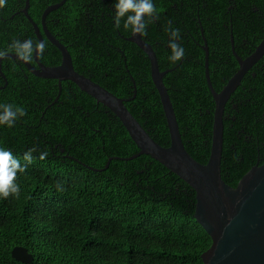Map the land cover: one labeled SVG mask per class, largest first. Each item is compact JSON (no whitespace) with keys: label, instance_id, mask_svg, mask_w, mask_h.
<instances>
[{"label":"trees","instance_id":"obj_1","mask_svg":"<svg viewBox=\"0 0 264 264\" xmlns=\"http://www.w3.org/2000/svg\"><path fill=\"white\" fill-rule=\"evenodd\" d=\"M26 1L27 15L45 37L41 16L62 0H7L0 7V51L15 55L13 41L38 42L23 13ZM153 2L157 15L142 39L154 51L159 70H171L163 84L182 142L205 165L215 104L205 78L203 39L210 82L219 92L238 68L231 39L235 53L245 58L264 36V0ZM114 3L66 0L45 25L66 48L77 73L127 100L124 106L146 133L168 147L148 58L128 41L132 32L123 21L119 29L114 26ZM170 24L180 29L177 42L185 49L178 62L168 58ZM241 32L250 35L247 48L239 44ZM43 42L39 60L58 66L60 52ZM0 65V104L26 110L14 127L0 126V147L22 164L24 152L35 149L33 163L18 173L19 197L0 200V264H22L11 257L14 247L28 251L30 264H202L211 240L193 217L192 188L149 156L127 160L139 150L125 128L73 83L62 82L59 91L56 80L34 76L19 60L4 58ZM44 152L46 158L39 159ZM256 164H264V56L225 105L222 180L235 188Z\"/></svg>","mask_w":264,"mask_h":264},{"label":"water","instance_id":"obj_2","mask_svg":"<svg viewBox=\"0 0 264 264\" xmlns=\"http://www.w3.org/2000/svg\"><path fill=\"white\" fill-rule=\"evenodd\" d=\"M65 1L62 0L58 4L47 7L41 16V25L46 39L61 54V62L58 66L48 67L41 64L38 54L33 56L34 63L38 66L37 69L29 62L18 59L16 55L7 54L0 58V62L4 58L19 60L34 76L56 80L59 91L62 82L73 83L97 104L107 108L125 128L139 150L127 160H133L141 155L149 156L192 188L195 192L193 217L211 240L210 247L200 257L202 264H264V164L253 166L240 179L235 188L222 180L220 170L224 108L231 95L240 86L244 76L264 56V36L254 51L245 58H240L235 53L231 39V51L238 68L219 92L214 91L210 82L208 47L203 39L205 78L215 104L209 158L203 165L187 153L182 142L173 106L163 84V77L171 70L163 72L159 70L156 55L142 36L131 33L128 41L135 44L148 58L151 80L158 93L169 133L168 147L160 146L146 133L124 106L127 100L117 98L74 70L71 56L66 48L45 27L46 17L62 7ZM25 5L23 13L32 24L38 42L43 41L38 25L27 15L29 2L26 1ZM1 76L4 78L2 74ZM108 165L109 162L105 168ZM90 170L103 171V169ZM11 257L22 264H30L33 259L22 247H14L11 250Z\"/></svg>","mask_w":264,"mask_h":264},{"label":"clouds","instance_id":"obj_3","mask_svg":"<svg viewBox=\"0 0 264 264\" xmlns=\"http://www.w3.org/2000/svg\"><path fill=\"white\" fill-rule=\"evenodd\" d=\"M7 0H0V7L6 4ZM114 7V26L119 29L123 21V28L130 30L133 34L146 36L148 25L151 18L157 15V9L153 0H115ZM169 32L168 47L172 62H178L185 56V49L181 43V31L179 28L172 27L167 29ZM18 59L24 62H31L33 56L43 55L45 44L43 41L34 42L32 39L23 41L15 40L10 46ZM7 54V50L0 51V57ZM26 115V110L22 106L13 104H0V126L12 128L16 122ZM34 148H29L23 154V161L14 156L11 150L0 147V200H7L9 197L18 198L20 195V185L17 183L18 173L23 174L27 171L28 165L32 164ZM47 153H41L39 159L43 160Z\"/></svg>","mask_w":264,"mask_h":264},{"label":"flooded vegetation","instance_id":"obj_4","mask_svg":"<svg viewBox=\"0 0 264 264\" xmlns=\"http://www.w3.org/2000/svg\"><path fill=\"white\" fill-rule=\"evenodd\" d=\"M113 12H114V10H113ZM46 20V19H45ZM42 26V25H41ZM39 27V26H38ZM45 27H46V25H45ZM40 29V28H39ZM46 29H47V27H46ZM246 32H241V34H240V37H242V40L239 42V44H240V46H241V48H247L248 47V44H249V36L250 35H246L245 34ZM253 34H254V32H252ZM231 35V34H230ZM46 39V37H44L43 36V39ZM49 42V41H48ZM245 52H247V50H245V49H243L242 50V53H245ZM247 57V56H246ZM38 59H39V56H38ZM39 62L42 64V62L39 60ZM33 67H35L36 69L38 68V66L37 65H35V63H34V60L32 59V61L31 62H29ZM44 65V64H43ZM238 67V66H237ZM253 76H254V74H253Z\"/></svg>","mask_w":264,"mask_h":264}]
</instances>
